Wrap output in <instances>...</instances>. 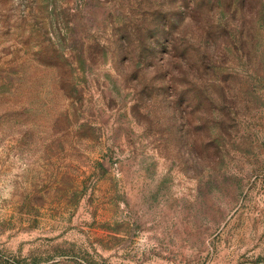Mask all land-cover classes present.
<instances>
[{
  "label": "rangeland",
  "instance_id": "rangeland-1",
  "mask_svg": "<svg viewBox=\"0 0 264 264\" xmlns=\"http://www.w3.org/2000/svg\"><path fill=\"white\" fill-rule=\"evenodd\" d=\"M181 3L0 0V264H264V0Z\"/></svg>",
  "mask_w": 264,
  "mask_h": 264
},
{
  "label": "trees",
  "instance_id": "trees-1",
  "mask_svg": "<svg viewBox=\"0 0 264 264\" xmlns=\"http://www.w3.org/2000/svg\"><path fill=\"white\" fill-rule=\"evenodd\" d=\"M182 1L181 4L176 6V9L188 10L190 14L189 22H191V26L198 28L200 30V37L203 38H210L213 34V27H217L215 23H213L211 19V14L213 10L209 5L210 0H180ZM215 1L218 5L221 0H211ZM164 4L158 5V9L156 10L157 13H162V8ZM217 9L219 6L216 7Z\"/></svg>",
  "mask_w": 264,
  "mask_h": 264
}]
</instances>
